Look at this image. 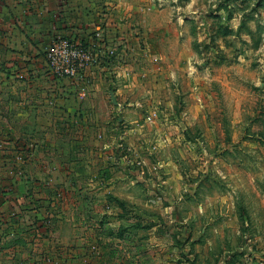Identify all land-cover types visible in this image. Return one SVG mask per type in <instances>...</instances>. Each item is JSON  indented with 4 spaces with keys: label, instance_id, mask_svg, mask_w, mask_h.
Here are the masks:
<instances>
[{
    "label": "crops",
    "instance_id": "0c3cea01",
    "mask_svg": "<svg viewBox=\"0 0 264 264\" xmlns=\"http://www.w3.org/2000/svg\"><path fill=\"white\" fill-rule=\"evenodd\" d=\"M138 3L0 0V115L9 121L17 113L20 125L2 123L14 140L3 133L0 141L12 147L33 143L16 180L60 187L66 197L62 215L43 239L55 249L69 246L72 259L87 256L90 246L97 247L88 255L90 264H221L209 253L216 228L210 213L218 210L211 194L218 192L207 189L213 179L208 173L187 171L191 161L185 156L197 137L212 145L202 103L216 93H204L209 82L188 72L189 52L196 49L189 46L196 33L192 22L165 20L151 4ZM93 21L105 28L100 53L115 48L124 54L120 65H111L117 75L59 78L50 52L61 35L82 34L75 27ZM156 105L164 106V119L153 118ZM27 218L19 231L0 219V264L12 262L5 243L12 231L17 236L26 224L37 228ZM42 233L35 244L42 243ZM17 256L22 261L21 251Z\"/></svg>",
    "mask_w": 264,
    "mask_h": 264
},
{
    "label": "rangeland",
    "instance_id": "374dc122",
    "mask_svg": "<svg viewBox=\"0 0 264 264\" xmlns=\"http://www.w3.org/2000/svg\"><path fill=\"white\" fill-rule=\"evenodd\" d=\"M140 1V5L151 4L152 9L162 13L165 20L170 18L178 22L183 17L186 22H192L189 27L196 33L191 35L189 46L196 49L189 52L193 67L188 72L209 82L207 85L204 83V93L209 90L211 94L212 89L216 93L202 103L206 108L203 111L206 113V128L211 130L208 134L212 145L204 142L205 138L197 137V145L192 143L193 146H188L185 152L191 161L187 171L195 170L202 176L208 173L213 179L208 180L207 189L218 192V195L211 194L212 203L218 202V210L214 208L210 213L216 228L212 232L215 243L209 253L214 256L215 263L264 264V0ZM191 17H198L199 23L195 25ZM83 25L82 29L79 24L75 27L82 34L74 33V37L61 35L58 40L60 47L68 42L79 45V58L74 61L76 73L71 79L82 82L94 76H116L119 69L115 66L122 63L124 54L115 48L100 53L97 46L103 39L104 26L99 25V21ZM85 31V36L90 34L88 38L83 34ZM85 41L93 42V45ZM84 55H89L90 61ZM62 60L60 55L59 66ZM113 64L114 67L111 66ZM57 75L62 79L68 78L60 72ZM16 101L13 100V105ZM157 108L159 120L164 119V106L156 105ZM4 118L0 115L1 124L8 123L19 129L17 113L9 121L8 117ZM200 140L203 142L201 145L198 144ZM31 145L33 147V143ZM204 152L206 154L202 156ZM19 154L17 150L16 157ZM215 158L219 161L217 165L213 162ZM202 171L206 173L203 175ZM25 180L26 183L31 179ZM41 185L46 188L48 183L42 181ZM58 188L51 192L44 190L40 201L48 205L50 198H61L63 194L56 190ZM63 198L66 199L62 197L59 206L40 212L49 228L56 226L62 215ZM201 202L200 199L198 204H203ZM221 203L223 210L220 209ZM14 210L12 217H17ZM27 213L23 219L15 221L21 223L27 217L30 219L31 215ZM28 226L26 224L24 228ZM13 232L16 231H12L5 240V243L9 240L7 244L12 248L11 264H90L89 253L97 252V247L89 246L85 248L87 256L82 257L80 253L78 258L72 259L69 246L65 244H58L55 249L43 237L41 244H35L34 238L18 242L19 236ZM66 232L67 229L63 235ZM17 251H21L22 261L16 260Z\"/></svg>",
    "mask_w": 264,
    "mask_h": 264
},
{
    "label": "trees",
    "instance_id": "16d2710c",
    "mask_svg": "<svg viewBox=\"0 0 264 264\" xmlns=\"http://www.w3.org/2000/svg\"><path fill=\"white\" fill-rule=\"evenodd\" d=\"M1 126V123H0ZM3 129L0 128V136H3ZM8 139L14 140L11 133H4ZM14 147L3 145V142L0 141V219L7 220L11 222V229L19 231L16 229L20 224L16 222V219H23L25 212H32L30 220H35V227L31 226L30 228H25L23 231L18 233L20 241H25L27 238H35L39 234L40 229L46 228L49 232L50 228L48 222L43 218V215L40 213L41 210L49 211L52 208L59 206L62 202V197H55L54 199L50 198L49 204L45 205V203L41 202L39 197L43 194L44 190H51L43 186L40 188L36 185V182L29 180L25 183V179H21L22 183L19 180H16L19 173L23 170L25 166V161L28 160L29 156H31L32 149L27 147L26 145H19L17 142ZM4 148V150H3ZM21 148V149H20ZM18 150V153H23L19 158L22 159L23 163L16 157L15 152ZM9 173V175H7ZM52 193L50 194V197ZM15 209L17 217H12V209ZM46 221V222H44ZM20 222V221H19ZM42 222V226L38 227V224ZM45 234L42 235V237ZM15 243V241L13 242ZM228 264V263H227Z\"/></svg>",
    "mask_w": 264,
    "mask_h": 264
},
{
    "label": "built area",
    "instance_id": "2783aa9c",
    "mask_svg": "<svg viewBox=\"0 0 264 264\" xmlns=\"http://www.w3.org/2000/svg\"><path fill=\"white\" fill-rule=\"evenodd\" d=\"M78 45V44H77ZM79 46V45H78ZM76 46V43L68 42L65 45L62 44L61 47L59 44H57L55 47H53V50L49 54V59L52 62V65L54 67V72L58 74H64V76H67L68 78H74L76 73V68L74 66L75 60L79 58V47ZM61 49V51H60ZM61 58L63 59L61 61V66H59L58 61ZM83 57V56H82ZM85 59L90 61L89 55H84ZM153 118L157 119L159 118V109H157L153 113ZM225 264V263H221Z\"/></svg>",
    "mask_w": 264,
    "mask_h": 264
}]
</instances>
